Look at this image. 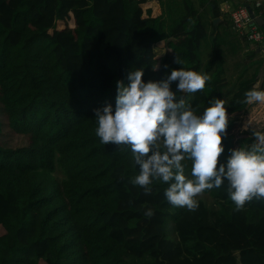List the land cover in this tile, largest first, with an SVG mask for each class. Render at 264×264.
<instances>
[{
  "label": "trees",
  "instance_id": "obj_1",
  "mask_svg": "<svg viewBox=\"0 0 264 264\" xmlns=\"http://www.w3.org/2000/svg\"><path fill=\"white\" fill-rule=\"evenodd\" d=\"M219 1L235 0H199L213 19L222 15ZM149 3L0 0V264H264V199L236 212L222 187L202 193L211 205L173 206L166 184L150 193L132 185L138 166L130 150L95 134V110L115 106L116 82L127 84L136 68L145 69V81L181 67L209 73L210 83L189 100L200 112L225 99L222 23L212 22L209 33L193 0L182 1L184 13L173 21L160 0ZM209 37L213 55L204 65ZM254 67L226 102L221 160L252 141L235 118L251 106L245 91L264 86V60Z\"/></svg>",
  "mask_w": 264,
  "mask_h": 264
},
{
  "label": "clouds",
  "instance_id": "obj_2",
  "mask_svg": "<svg viewBox=\"0 0 264 264\" xmlns=\"http://www.w3.org/2000/svg\"><path fill=\"white\" fill-rule=\"evenodd\" d=\"M176 63L183 61L177 57ZM152 68L156 71L159 65ZM144 75L143 67L130 71L127 84L116 82L115 106L95 110L100 142L128 148L138 166L130 183L145 193L156 182L166 184L165 199L189 211L199 207V194L213 188L226 187L236 212L254 198L264 199V130L246 121L242 131L251 130V143L229 149L230 155L221 160L230 124L225 99L209 100L200 112L184 95L203 90L211 75L184 67L162 80L145 81ZM244 103L264 104V86L258 82L246 90ZM144 215L153 216V209L147 208Z\"/></svg>",
  "mask_w": 264,
  "mask_h": 264
},
{
  "label": "rangeland",
  "instance_id": "obj_3",
  "mask_svg": "<svg viewBox=\"0 0 264 264\" xmlns=\"http://www.w3.org/2000/svg\"><path fill=\"white\" fill-rule=\"evenodd\" d=\"M193 2L196 6H198L200 3L198 0H193ZM163 4H164V11L167 17L169 16L168 14H170V17L168 18L169 20L171 19L173 21L174 19H178L184 13L182 0L179 1L174 0L173 3L170 2L167 3L166 1H164ZM198 10L200 11V9ZM226 26L228 27L229 32L228 34H226L224 38L226 45L224 44L223 47L225 50V58H226L225 78L229 82V86L225 89L224 92V98L227 102L234 93V91L237 89L239 80L242 78L245 69H249L250 73L254 71L255 68L254 63H256V61L258 60L259 55L251 58V55H253L252 50H254L253 45L249 42V40H247L246 38L244 39L242 35H240L239 33H238L239 36H237L234 33L235 31L231 29L230 24L228 25V23H226ZM212 29H213L212 26L211 28H208L209 33L213 31ZM220 30H222V28ZM230 41L239 43L242 46V52H239L238 55H232V48ZM157 48L159 49L158 51L155 49L157 55L164 54L163 52L164 49L162 48L161 45L160 46L158 45ZM248 48L250 49V52L246 51V49ZM212 55H213L212 42H211V38L209 37L208 39H205L203 41L200 52V57L204 65H206L207 61L212 57ZM193 96L194 94H188L187 99L191 100L193 99ZM235 120H236V124L239 126L241 131L246 121L250 122L251 127L264 130V104L251 105L248 112L237 116ZM247 132H251V130ZM197 199L204 200L207 205H211L213 202L212 198L209 195H205V194H199ZM172 227L173 226H171V228L169 229V232L171 234H174V232L172 231Z\"/></svg>",
  "mask_w": 264,
  "mask_h": 264
},
{
  "label": "crops",
  "instance_id": "obj_4",
  "mask_svg": "<svg viewBox=\"0 0 264 264\" xmlns=\"http://www.w3.org/2000/svg\"><path fill=\"white\" fill-rule=\"evenodd\" d=\"M150 3H149V7H153L155 5H158V1L159 0H148ZM162 3L164 1H166L167 3H173L174 0H160ZM179 1V0H178ZM183 1V0H182ZM199 1V0H198ZM220 3V8H221V11H222V15L220 18L218 19H213L212 16H211V12L209 10H205L203 9V7H201L200 3L198 6H196L197 9H200V11H203L204 12V18H203V21H205L204 23L206 24L207 28H211L212 26V22L214 23L215 26H217L218 24L222 23V33H226L228 34L229 32V29L228 27L226 26V23H228V25L230 24L231 26V29H233V26H232V21H231V18H230V15L225 12L224 8L226 7V5H229L230 7H236V6H239V5H248L250 6L256 13L259 14V16H261V13L263 14L264 13V0H235L233 2H226V3H222L221 1H219ZM257 3H260L261 4V7L257 8L256 7V4ZM262 10V11H261ZM260 11V12H258ZM170 15V14H168ZM261 17L264 18V15H262ZM213 30V29H212ZM237 36H239L238 33L234 32ZM230 34V33H229ZM243 37V36H242ZM231 44L235 47H237V52L236 53H232V55H238L239 52H242V46L237 43V42H233V41H230ZM254 50H256V53L257 55H259L258 57V60L261 61V60H264V49H261L259 50V48H256L254 45ZM164 49V54H165V51H166V48L165 47H162ZM252 50V49H251ZM252 50V51H254ZM246 51H249L250 52V49H246ZM162 54V55H164ZM262 105V104H260Z\"/></svg>",
  "mask_w": 264,
  "mask_h": 264
},
{
  "label": "built area",
  "instance_id": "obj_5",
  "mask_svg": "<svg viewBox=\"0 0 264 264\" xmlns=\"http://www.w3.org/2000/svg\"><path fill=\"white\" fill-rule=\"evenodd\" d=\"M256 7H261V4L257 3ZM224 10L230 15L233 30L235 32L245 36L246 39L256 48H259V50L264 49V31L257 24H251L253 19L247 5L242 4L236 7L226 5ZM256 15L259 16L258 13H256Z\"/></svg>",
  "mask_w": 264,
  "mask_h": 264
},
{
  "label": "water",
  "instance_id": "obj_6",
  "mask_svg": "<svg viewBox=\"0 0 264 264\" xmlns=\"http://www.w3.org/2000/svg\"><path fill=\"white\" fill-rule=\"evenodd\" d=\"M247 7L249 8V11L251 13V17L253 19L251 24H257L258 26H260L263 30H264V18L261 16H257L255 11L247 5ZM263 48H264V44H263Z\"/></svg>",
  "mask_w": 264,
  "mask_h": 264
}]
</instances>
